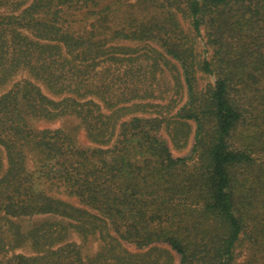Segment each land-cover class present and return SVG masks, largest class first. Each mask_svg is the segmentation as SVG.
<instances>
[{"label": "trees", "instance_id": "16d2710c", "mask_svg": "<svg viewBox=\"0 0 264 264\" xmlns=\"http://www.w3.org/2000/svg\"><path fill=\"white\" fill-rule=\"evenodd\" d=\"M165 8L182 11L194 43L206 33L213 56L196 61ZM120 39L156 41L177 61L189 100L175 118L197 124L189 155H172L157 118L105 135L104 121L82 115L87 55ZM198 71L216 77L212 89L197 91ZM38 81L77 98L53 100ZM244 91L264 93V0H0V264L52 263L15 253L6 226L84 212L60 194L98 213L117 242L166 243L179 264H237L248 226L264 258V163L234 141ZM73 113L98 146L34 123Z\"/></svg>", "mask_w": 264, "mask_h": 264}, {"label": "rangeland", "instance_id": "374dc122", "mask_svg": "<svg viewBox=\"0 0 264 264\" xmlns=\"http://www.w3.org/2000/svg\"><path fill=\"white\" fill-rule=\"evenodd\" d=\"M123 1L135 3L136 0ZM164 13L166 17L174 19L181 37H184L189 47L194 48L196 61L213 56L206 33L205 38L194 43L188 20L181 10L165 8ZM101 51L96 57L94 53L87 55V61L83 64L84 73L79 75L85 86L81 101L87 103V111L82 115L92 121H104L105 135H109L114 127L116 134L118 125L133 117L157 118L162 121L159 135L172 155H189L195 145L197 124L193 120L175 118L189 100L177 61L153 40H115ZM196 76L199 93L214 87L215 76L205 75L201 71ZM37 84L53 100L67 96L77 98L76 93L54 95L45 83L38 81ZM241 99L246 114L235 134V144L241 148H251L257 163L263 164L264 93L244 91ZM34 123L39 129L70 130L82 147L98 146L89 137L77 113L54 121L36 120ZM1 157L6 166L5 153L2 151ZM235 171L239 179H243V169ZM59 197L82 208L84 212L73 217L47 214L13 219L6 229L15 253L38 258L41 263L52 259L50 264H179L180 256L168 244L156 243L138 249L126 242H117L110 226L101 221L98 213L74 199L61 194ZM255 240V233L248 226L236 249L237 264H264L262 251L254 244Z\"/></svg>", "mask_w": 264, "mask_h": 264}]
</instances>
